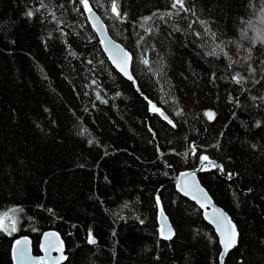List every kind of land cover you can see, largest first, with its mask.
<instances>
[{
	"label": "trees",
	"instance_id": "trees-1",
	"mask_svg": "<svg viewBox=\"0 0 264 264\" xmlns=\"http://www.w3.org/2000/svg\"><path fill=\"white\" fill-rule=\"evenodd\" d=\"M175 2L88 0L132 55L129 82L81 0H0V217L16 219L0 264L20 237L40 255L48 231L63 264H220L176 187L197 169L239 232L224 264H264V0Z\"/></svg>",
	"mask_w": 264,
	"mask_h": 264
},
{
	"label": "water",
	"instance_id": "water-1",
	"mask_svg": "<svg viewBox=\"0 0 264 264\" xmlns=\"http://www.w3.org/2000/svg\"><path fill=\"white\" fill-rule=\"evenodd\" d=\"M88 8L89 10H85V15L89 25L98 37L103 53L105 54L112 67L117 71V73H119L125 80L131 82L133 79L131 74L133 62L132 55L120 43L110 37L107 28L99 15L89 6ZM124 53H127V55L125 56ZM121 68H123L125 71H121ZM125 72H127V75L125 74ZM129 76H131V79H129ZM160 116L164 120L168 122L170 121L168 116L163 111H160ZM207 117H209V115H207ZM205 164L207 166L216 165V168L218 170L220 169V165L216 164V162H206ZM200 172L201 169L180 173L178 175V180L176 183L177 190L183 197L195 203L198 207L204 209L203 219L214 229L215 234L218 238L221 252L223 251V245L221 244V233L220 231H218L216 223H213L212 221L216 219L221 224V231L224 232L225 239H228V237L232 233V229L234 228L235 246H230V249L228 251L230 252L237 246L239 240V232L236 225L231 221L229 215L221 207L214 203L208 191L201 185L198 179V174ZM181 189H183V191H181ZM200 190H202V192ZM185 192H187L188 194L185 195ZM202 204L203 206H201ZM161 212L162 211H160L157 216L159 230L161 229L162 225L165 227V229L170 227L172 238L174 236L172 225L164 214L161 215ZM217 213H221L223 217L226 218V220L220 221ZM39 249L40 255H34L31 240L27 237L18 238L13 243L11 248L13 263L41 264V261L43 260V264H63L67 260V254L65 253L63 243L58 234L53 231L45 232L42 235L39 242ZM225 256L223 257V261Z\"/></svg>",
	"mask_w": 264,
	"mask_h": 264
},
{
	"label": "snow or ice",
	"instance_id": "snow-or-ice-1",
	"mask_svg": "<svg viewBox=\"0 0 264 264\" xmlns=\"http://www.w3.org/2000/svg\"><path fill=\"white\" fill-rule=\"evenodd\" d=\"M81 3L83 4L85 10H89L88 8V0H81ZM177 5H179V7L183 8V0H176L175 4L173 5V7H176ZM113 12L115 13L116 12V5L115 3H113ZM29 15H32V13H29ZM118 15V13H117ZM124 55L126 56L127 53H124ZM121 71H125L123 68H121ZM125 74L127 75V72H125ZM129 79H131V76H129ZM239 82V81H237ZM154 110H157L158 109H155ZM209 115V118H211V113L208 114ZM171 123V121H169ZM204 160H207V157H201V161H204ZM211 163V162H210ZM181 191H183V189H181ZM202 192V190H200ZM188 193L185 192V195H187ZM157 203L159 204V199H157ZM203 206V204L201 205ZM161 215H163V213L161 212ZM217 216L219 217V220L220 221H223V220H226L225 217H223V215L221 213H217ZM213 223H216L217 225V229L218 231H220L221 233V244L223 245V251L221 252V264H224V261H223V257L228 253L229 249H230V246H235V231H234V228L232 229V233L231 235L228 237V239H225L224 238V232L221 231V224L216 220L214 219L212 221ZM230 223V222H229ZM3 227V221H0V228ZM13 230H14V227H13ZM160 234H161V237L164 238V239H170L171 238V228L168 227L167 229H165V227L162 225L161 229H160ZM19 243V242H17ZM89 243H95V240L94 239H89ZM41 264H43V260L41 261Z\"/></svg>",
	"mask_w": 264,
	"mask_h": 264
},
{
	"label": "rangeland",
	"instance_id": "rangeland-1",
	"mask_svg": "<svg viewBox=\"0 0 264 264\" xmlns=\"http://www.w3.org/2000/svg\"><path fill=\"white\" fill-rule=\"evenodd\" d=\"M262 42H264V41H262ZM6 218H9L10 219V223L13 224V225L16 222V219H15V217L13 215H11L10 213H6L4 216L0 217V221H3V227L1 228L2 230H6V228L4 226V223L6 222V224H7L9 222V220H6ZM7 231L9 233H13V232H15V228H14V230L12 228V229H8Z\"/></svg>",
	"mask_w": 264,
	"mask_h": 264
},
{
	"label": "flooded vegetation",
	"instance_id": "flooded-vegetation-1",
	"mask_svg": "<svg viewBox=\"0 0 264 264\" xmlns=\"http://www.w3.org/2000/svg\"><path fill=\"white\" fill-rule=\"evenodd\" d=\"M229 177L228 176H226V179H228Z\"/></svg>",
	"mask_w": 264,
	"mask_h": 264
},
{
	"label": "bare ground",
	"instance_id": "bare-ground-1",
	"mask_svg": "<svg viewBox=\"0 0 264 264\" xmlns=\"http://www.w3.org/2000/svg\"><path fill=\"white\" fill-rule=\"evenodd\" d=\"M204 212V211H203Z\"/></svg>",
	"mask_w": 264,
	"mask_h": 264
}]
</instances>
